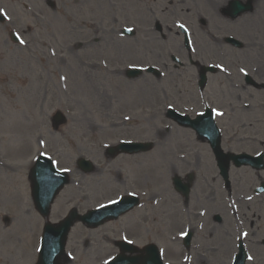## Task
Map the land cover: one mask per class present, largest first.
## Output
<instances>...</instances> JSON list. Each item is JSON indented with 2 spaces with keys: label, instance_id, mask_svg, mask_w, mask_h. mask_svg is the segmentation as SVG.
<instances>
[{
  "label": "rangeland",
  "instance_id": "obj_1",
  "mask_svg": "<svg viewBox=\"0 0 264 264\" xmlns=\"http://www.w3.org/2000/svg\"><path fill=\"white\" fill-rule=\"evenodd\" d=\"M1 64L6 67L9 66L8 62H0V66ZM10 71L11 69L10 67H8L6 75H0V164H2L4 168L6 167L9 171L13 170V167L11 166V159L15 158L16 153L14 151V141L10 137V129L15 130L14 126L19 130V135L17 136V144L19 145L20 149L23 150L24 143H28V141L29 146H32V150L29 153V158L34 153H36L38 149V146L35 142L38 136H42L45 138L47 142V151L55 149V144L51 141L52 138L55 139V142L59 147L65 145L66 140L72 143L73 139L80 138L79 145L81 152H85L86 148L90 147L91 144H93V146L95 144L100 146L101 143L108 141L107 137H102L101 134L92 133V136H90L86 130H83L82 135L84 136V139H82V136L80 137L81 133L75 132L72 129V124L69 116L67 122L68 124L59 131L61 132L59 135L54 131L52 132L49 127L48 118L49 115L57 108L50 107L49 103L45 104V107L41 108L37 103V95L34 93H28L24 95L20 94L12 99L11 92L9 91V94H7L6 91L1 88V85H5L7 87V84L5 83V77H7V74H10ZM87 90H89V88L86 90H81L80 93H77L78 104L81 105L82 102H85L88 99ZM62 101L67 103L69 111L72 112L69 100L62 99ZM61 110L64 111V109L62 108ZM81 110L83 114H87L85 110ZM78 112H80V110L75 112L76 117L79 115ZM26 137L28 138V141L27 139H25ZM20 149L19 151H21ZM7 152L8 154L5 155ZM19 160L20 159L17 158L18 163ZM4 175L5 169H0V181L3 180ZM14 176L19 180V173L14 174ZM77 193L82 194L83 189L77 191ZM9 211L18 218L19 225L25 224L23 229L26 233L25 239L27 241V248L23 251L22 254L23 258H25L26 260H30V255L33 253V247L35 245V239L40 233V223L36 220H32V214L29 211L28 207H26L24 210H21V207L19 205H12L9 207ZM17 232L19 234L20 230H18ZM0 234H2V232H0ZM77 236L78 232L74 234L73 238H70L67 248L68 250L71 249L74 255L77 254L82 257L83 250L81 249L80 245H74L75 241L77 240ZM81 236L82 235H80L79 237ZM19 237L21 238V236ZM74 238L76 239L74 240ZM22 240H24V238H22ZM3 251L4 249L0 248V258L2 260ZM25 251L27 252V254L25 253ZM77 264H80V262H78Z\"/></svg>",
  "mask_w": 264,
  "mask_h": 264
},
{
  "label": "snow or ice",
  "instance_id": "obj_2",
  "mask_svg": "<svg viewBox=\"0 0 264 264\" xmlns=\"http://www.w3.org/2000/svg\"><path fill=\"white\" fill-rule=\"evenodd\" d=\"M0 16H6V13L3 11V9H0ZM181 27H184V26L181 25ZM127 31L131 32V31H133V30H132L131 28H129V29H127ZM17 39L19 40V42H20L21 44L24 43V40L21 39L20 36H19L18 34H17ZM241 71L243 72L244 69H241ZM61 79H64V77H61ZM212 111H213V112H216L217 115H221V113L217 112L216 109H213ZM125 118L127 119V117H125ZM41 143H43V142H41ZM112 203H115V201H112ZM184 235H186V233H181V236H184ZM248 259L251 260L252 257L249 256ZM106 264H107V262H106Z\"/></svg>",
  "mask_w": 264,
  "mask_h": 264
}]
</instances>
